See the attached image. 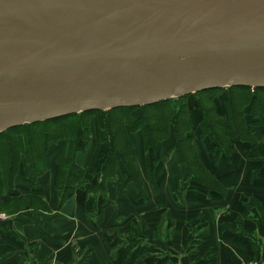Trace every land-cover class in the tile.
<instances>
[{
    "label": "water",
    "instance_id": "95a60500",
    "mask_svg": "<svg viewBox=\"0 0 264 264\" xmlns=\"http://www.w3.org/2000/svg\"><path fill=\"white\" fill-rule=\"evenodd\" d=\"M264 87V0H0V133Z\"/></svg>",
    "mask_w": 264,
    "mask_h": 264
},
{
    "label": "crops",
    "instance_id": "0c3cea01",
    "mask_svg": "<svg viewBox=\"0 0 264 264\" xmlns=\"http://www.w3.org/2000/svg\"><path fill=\"white\" fill-rule=\"evenodd\" d=\"M127 138L139 184L124 182L121 164L105 194L89 188L100 181L107 149L94 128L76 155L87 183L65 201L56 186L57 150L35 184L23 160L13 191L24 196L7 205L26 194L32 207L0 211L9 216L0 220V264H244L264 257V145L235 147L215 160L213 142L195 139L210 176L201 182L185 178L179 152L170 149L173 136L158 151L145 147L140 132ZM195 231L203 235L190 249Z\"/></svg>",
    "mask_w": 264,
    "mask_h": 264
},
{
    "label": "trees",
    "instance_id": "16d2710c",
    "mask_svg": "<svg viewBox=\"0 0 264 264\" xmlns=\"http://www.w3.org/2000/svg\"><path fill=\"white\" fill-rule=\"evenodd\" d=\"M92 128L96 132L104 129L105 140L111 132V138L106 140L107 149L98 172L100 181L89 186L91 191L105 194L107 182L118 175L121 164L128 168L124 182L134 180L139 184L136 159L127 138L129 132H140L145 147L153 151H158L161 143L173 136L175 141L170 149L179 152L185 178L202 182V177L209 175L200 161L195 139L208 138L213 142L215 160L229 155L235 147L251 148L261 142L264 145V87L207 89L150 105L90 110L9 128L0 133V211L32 207V195L26 194L23 203L7 205L24 196L13 191L23 160L35 184L47 171L57 150L56 186L64 201L77 186L86 184V171L76 162V155L85 140L90 139ZM257 173L258 169L253 175ZM7 193L9 198L1 200ZM202 235L194 232L190 249L195 248Z\"/></svg>",
    "mask_w": 264,
    "mask_h": 264
},
{
    "label": "built area",
    "instance_id": "2783aa9c",
    "mask_svg": "<svg viewBox=\"0 0 264 264\" xmlns=\"http://www.w3.org/2000/svg\"><path fill=\"white\" fill-rule=\"evenodd\" d=\"M8 218L9 216L6 213L0 212V220H6ZM244 264H264V257L246 261Z\"/></svg>",
    "mask_w": 264,
    "mask_h": 264
},
{
    "label": "rangeland",
    "instance_id": "374dc122",
    "mask_svg": "<svg viewBox=\"0 0 264 264\" xmlns=\"http://www.w3.org/2000/svg\"><path fill=\"white\" fill-rule=\"evenodd\" d=\"M100 126V125H99ZM94 131H95V135H97L98 133H99V136H101V135H103L104 137H106L107 136V134L105 135V133H104V129H99L98 130V132H96V128L94 129ZM86 141V140H85ZM260 146H263V142H261L260 144H259Z\"/></svg>",
    "mask_w": 264,
    "mask_h": 264
}]
</instances>
